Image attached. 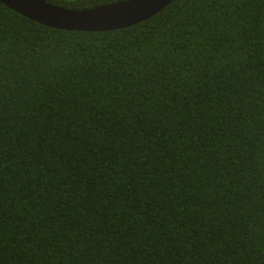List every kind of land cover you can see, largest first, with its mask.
I'll return each instance as SVG.
<instances>
[{"label": "trees", "instance_id": "16d2710c", "mask_svg": "<svg viewBox=\"0 0 264 264\" xmlns=\"http://www.w3.org/2000/svg\"><path fill=\"white\" fill-rule=\"evenodd\" d=\"M0 264H264V0L0 2Z\"/></svg>", "mask_w": 264, "mask_h": 264}, {"label": "water", "instance_id": "95a60500", "mask_svg": "<svg viewBox=\"0 0 264 264\" xmlns=\"http://www.w3.org/2000/svg\"><path fill=\"white\" fill-rule=\"evenodd\" d=\"M174 0H126L84 10L60 7L45 0H0L38 23L66 30L107 31L144 21Z\"/></svg>", "mask_w": 264, "mask_h": 264}]
</instances>
